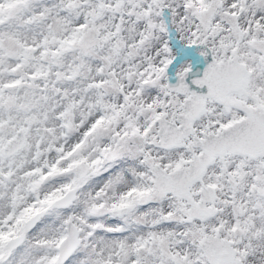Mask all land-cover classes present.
I'll return each instance as SVG.
<instances>
[{
	"label": "snow or ice",
	"instance_id": "obj_1",
	"mask_svg": "<svg viewBox=\"0 0 264 264\" xmlns=\"http://www.w3.org/2000/svg\"><path fill=\"white\" fill-rule=\"evenodd\" d=\"M0 264H264V0H0Z\"/></svg>",
	"mask_w": 264,
	"mask_h": 264
}]
</instances>
